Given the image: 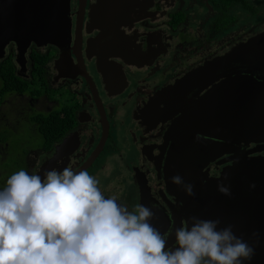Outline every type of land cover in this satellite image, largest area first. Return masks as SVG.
Wrapping results in <instances>:
<instances>
[{
	"label": "flooded vegetation",
	"instance_id": "obj_1",
	"mask_svg": "<svg viewBox=\"0 0 264 264\" xmlns=\"http://www.w3.org/2000/svg\"><path fill=\"white\" fill-rule=\"evenodd\" d=\"M100 2L70 0L69 41H32L25 61L0 36V188L21 169L72 167L130 210L141 184L151 206L167 207L157 167L172 121H160L152 101L198 68L224 73L217 64L264 32V0H106L105 10ZM245 151L264 157V141L242 142ZM224 166L212 162L211 175Z\"/></svg>",
	"mask_w": 264,
	"mask_h": 264
},
{
	"label": "water",
	"instance_id": "obj_2",
	"mask_svg": "<svg viewBox=\"0 0 264 264\" xmlns=\"http://www.w3.org/2000/svg\"><path fill=\"white\" fill-rule=\"evenodd\" d=\"M100 5L105 10L106 0ZM69 13L70 0H0V36L6 37L1 47L14 39L17 60L24 61L32 41L63 48L71 34ZM102 63L97 61L99 70ZM127 63L138 66L137 61ZM216 69L224 71L223 77L212 72L213 66V74L198 68L152 101L160 106L154 109L160 121H172L165 161L157 167L166 181L160 198L167 207L150 205L146 184H141V204L152 209L150 223L161 232L188 224L192 216L231 225L255 249L245 264H264V157L241 152L242 142L264 141V32L237 46ZM148 113L155 118L150 109ZM215 161L225 164L217 176L209 167ZM175 175L193 185L194 195L172 182ZM219 184L231 194L218 191Z\"/></svg>",
	"mask_w": 264,
	"mask_h": 264
},
{
	"label": "clouds",
	"instance_id": "obj_3",
	"mask_svg": "<svg viewBox=\"0 0 264 264\" xmlns=\"http://www.w3.org/2000/svg\"><path fill=\"white\" fill-rule=\"evenodd\" d=\"M171 180L194 195L180 175ZM217 188L231 194L224 184ZM154 215L146 205L130 210L105 196L87 170L21 169L0 188V264H245L255 255L219 220L192 216L161 232L150 223Z\"/></svg>",
	"mask_w": 264,
	"mask_h": 264
},
{
	"label": "trees",
	"instance_id": "obj_4",
	"mask_svg": "<svg viewBox=\"0 0 264 264\" xmlns=\"http://www.w3.org/2000/svg\"><path fill=\"white\" fill-rule=\"evenodd\" d=\"M38 68H36V70H37ZM39 73H35V75L37 76ZM36 83L38 84L39 82L38 81H36Z\"/></svg>",
	"mask_w": 264,
	"mask_h": 264
},
{
	"label": "rangeland",
	"instance_id": "obj_5",
	"mask_svg": "<svg viewBox=\"0 0 264 264\" xmlns=\"http://www.w3.org/2000/svg\"><path fill=\"white\" fill-rule=\"evenodd\" d=\"M121 100V99H120ZM129 121V120H128Z\"/></svg>",
	"mask_w": 264,
	"mask_h": 264
}]
</instances>
